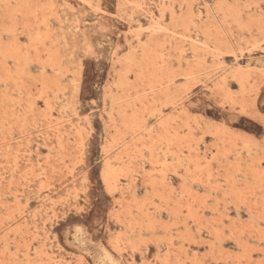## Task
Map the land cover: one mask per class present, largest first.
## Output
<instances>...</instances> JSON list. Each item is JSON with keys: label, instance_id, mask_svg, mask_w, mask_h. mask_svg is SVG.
<instances>
[{"label": "rangeland", "instance_id": "374dc122", "mask_svg": "<svg viewBox=\"0 0 264 264\" xmlns=\"http://www.w3.org/2000/svg\"><path fill=\"white\" fill-rule=\"evenodd\" d=\"M0 264H264V0H0Z\"/></svg>", "mask_w": 264, "mask_h": 264}]
</instances>
